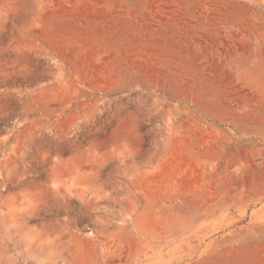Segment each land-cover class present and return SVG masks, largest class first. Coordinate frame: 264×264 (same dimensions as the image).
<instances>
[{"label": "rangeland", "instance_id": "obj_1", "mask_svg": "<svg viewBox=\"0 0 264 264\" xmlns=\"http://www.w3.org/2000/svg\"><path fill=\"white\" fill-rule=\"evenodd\" d=\"M0 264H264V0H0Z\"/></svg>", "mask_w": 264, "mask_h": 264}]
</instances>
